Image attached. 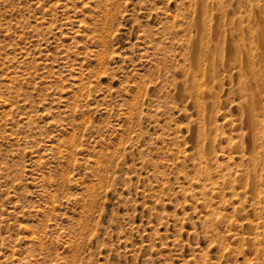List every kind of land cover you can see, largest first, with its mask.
Masks as SVG:
<instances>
[{
    "label": "rangeland",
    "instance_id": "374dc122",
    "mask_svg": "<svg viewBox=\"0 0 264 264\" xmlns=\"http://www.w3.org/2000/svg\"><path fill=\"white\" fill-rule=\"evenodd\" d=\"M203 1L0 0V264H264V69L254 138L224 24L251 7Z\"/></svg>",
    "mask_w": 264,
    "mask_h": 264
},
{
    "label": "bare ground",
    "instance_id": "6f19581e",
    "mask_svg": "<svg viewBox=\"0 0 264 264\" xmlns=\"http://www.w3.org/2000/svg\"><path fill=\"white\" fill-rule=\"evenodd\" d=\"M253 1L252 0H214L212 2H214V5L220 10V12H230L232 10V8H234V7H237V9H240L242 4L243 5L247 4V6L249 5L251 7V9L249 10V13L246 11L248 13L246 16V19L248 20L247 25L244 24V20H243V18H241L242 15H241V17H237L236 16L237 14H234V15H232V17L231 16L229 17L228 13L227 14L225 13V15H224V18L226 21V22H224V24L227 25V28L225 29L227 33H225V34H227L229 36V33H230L231 37H233V36L235 37L237 35L236 37L238 39L240 38L239 41L238 40L235 41V44L233 43L234 44L233 48L235 50L234 54H236L235 57H238L240 59L239 63L241 64V75H240L241 80H240V83L243 85V88H245V89H243L245 98H244V101L242 102L240 107L242 108L245 116L247 117L246 122H248V125L250 126V131L253 133L254 138H256V137H259L260 128L262 127V124H261L262 118H260V114L258 113V110L260 108L259 105L261 103L260 102L261 98H260V95L258 92H259V89L261 87V80H262V78H260V74L262 73V70L264 69V65H262V64H260V62H258L259 59H257L256 55H259V56L264 55V4L262 5L259 2L254 4ZM198 4H200V6L198 5V7H202V9H203V11L201 12L202 13L201 15H203L204 9H205L203 7L204 1L200 0V3H198ZM243 5H242V7H243ZM220 12H218L219 15H220ZM214 16H216V15H214ZM213 18H212V20H213ZM199 19L197 20L198 22L196 21L194 24L197 28H198V26L199 27L201 26L200 29L202 28L206 32V34L208 31L210 34H212L213 32L215 34L216 29L220 30V26L218 27L216 25L217 27H213V24H212L209 27L203 20H199ZM215 23L216 22L214 21V26H215ZM220 23H221V21H220ZM220 23H218V24H220ZM213 28H216V29L214 31H212ZM196 30H198V29H196ZM228 31H229V33H228ZM197 32L199 33V31H197ZM202 35L200 34V36H202ZM225 36L222 39H224ZM217 37H218V35H217ZM202 38H199V39L195 38L192 41V45H193V48L196 49V53L195 52H193V54L191 53L192 57L190 58V66L193 67L194 71H197L201 67V63L203 61V58L205 59V57L208 56L207 55L208 53L206 54V52L204 53L203 56L201 54L200 55L198 54L199 50H201L203 48L204 49L207 48V47H204L205 45H204ZM221 44H223V43H221ZM227 45H228V43H227ZM229 46H230V44H229ZM231 46H230V48H231ZM248 46H250V47H248ZM252 46L255 49L254 51H252L253 50ZM225 48H223V49L221 48V49L225 50ZM227 48H229V47H227ZM233 48H232V50H233ZM194 49H191V50H194ZM260 49L262 50L263 53L256 54V51L260 50ZM232 50H230V52ZM248 52H249V54H248ZM224 53H228V52L226 51ZM228 54H230V53H228ZM227 55L225 54V57ZM228 56L230 57L231 54ZM229 57L227 59H225V58H223V59H225V61H226L229 59ZM219 58H220L219 55H215V53H214V56L212 57L211 64H214L215 61L219 60ZM230 58H232V57H230ZM233 58H234V56H233ZM226 64L227 63H225V65ZM185 80H186L187 91L191 95H193L194 94L193 89H197L198 84H197L196 78L194 77V75H192L191 71L186 74ZM183 85H185V84H183ZM180 92L182 93V91H180ZM196 103H198V100H196ZM192 129H193V126H192ZM193 132L194 131H192V133ZM255 140L256 139H254V141Z\"/></svg>",
    "mask_w": 264,
    "mask_h": 264
}]
</instances>
